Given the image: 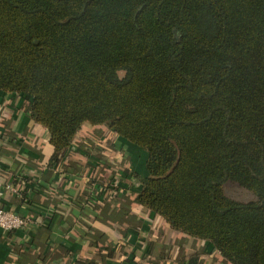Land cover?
Listing matches in <instances>:
<instances>
[{
	"label": "trees",
	"instance_id": "16d2710c",
	"mask_svg": "<svg viewBox=\"0 0 264 264\" xmlns=\"http://www.w3.org/2000/svg\"><path fill=\"white\" fill-rule=\"evenodd\" d=\"M0 91L46 129L49 162L84 122L147 154L144 175L121 171L122 215L150 211L229 264H264V0H0ZM101 167L110 184L118 163Z\"/></svg>",
	"mask_w": 264,
	"mask_h": 264
},
{
	"label": "crops",
	"instance_id": "0c3cea01",
	"mask_svg": "<svg viewBox=\"0 0 264 264\" xmlns=\"http://www.w3.org/2000/svg\"><path fill=\"white\" fill-rule=\"evenodd\" d=\"M92 126L93 131L106 130L102 138L111 139L108 146L80 150L73 138L63 159L49 162L46 129L30 118L22 95L0 91V207L32 219L27 232L0 228V264H187L195 251L200 259L204 253L198 247L176 256L184 245L188 251L195 239L171 233L159 215L135 206L128 216L122 215V195L130 194L132 177L119 181L127 192L105 184L100 176L103 159L114 160L119 170L123 165L144 175L147 154L120 141L104 125ZM80 183L87 205L75 199L74 187ZM112 211L118 222L106 224ZM84 231L93 236L92 243L84 240ZM138 241H146L144 251L136 248ZM132 252L134 260L128 263Z\"/></svg>",
	"mask_w": 264,
	"mask_h": 264
},
{
	"label": "rangeland",
	"instance_id": "374dc122",
	"mask_svg": "<svg viewBox=\"0 0 264 264\" xmlns=\"http://www.w3.org/2000/svg\"><path fill=\"white\" fill-rule=\"evenodd\" d=\"M99 125H97L98 127ZM92 124L88 123V122H84L80 129L76 132L75 136H74V141H75V144L79 145L80 150H89L91 146H100L101 144H105L106 146L107 143L109 141H111V139L107 138V139H103L102 137L105 138V135H104V132L106 131L105 129H97L94 128L95 131H93L92 129ZM95 127V126H94ZM105 127V126H104ZM85 157V156H84ZM121 168L120 170H117V174H119L120 176L117 177L118 180L120 181V179L122 181H125V178H131V174H124L123 175V172H122V175H121V171H123V168L124 167L123 165H120ZM128 178V179H129ZM120 184V182H118V185ZM224 191L225 193L228 195V196H231L235 199H238V200H242V201H246V200H249V199H252L253 198V195L246 189L240 187V186H237L236 184H233V183H230V182H227L224 184ZM124 201L121 199V208L123 209V203ZM111 203V202H110ZM112 203H116V200L113 201ZM124 210H123V213L124 214ZM170 232L174 233L175 235H177L179 238H190V239H193L191 237H189L188 235H185L181 232H178V231H175V230H170ZM195 239V238H194ZM197 240V239H195ZM195 240H190L189 242V248H188V251L185 249L186 248V245H184L183 248H181L178 253H176V256L177 257H180L181 255H186V253H191V251L193 250V248L195 247H198L199 249H201L200 251H202L204 254L203 256H201V258L199 259V264H228L227 262H225L224 260L220 259L216 253H214L213 249L205 244L204 242L200 245L199 242L195 241ZM141 242H137L136 244V248L138 249H141V251H144L145 247H146V241L144 242V245L143 244H140ZM188 245V244H187ZM185 252V254H183ZM205 254H208L205 255ZM213 254V256H212Z\"/></svg>",
	"mask_w": 264,
	"mask_h": 264
},
{
	"label": "built area",
	"instance_id": "2783aa9c",
	"mask_svg": "<svg viewBox=\"0 0 264 264\" xmlns=\"http://www.w3.org/2000/svg\"><path fill=\"white\" fill-rule=\"evenodd\" d=\"M113 180L110 182V186L117 187L118 185V178L119 174H117ZM8 187V186H7ZM14 190V189H13ZM32 223V219L27 216H21L17 213L0 207V228L3 231H11V230H25L27 232V229L29 228L30 224Z\"/></svg>",
	"mask_w": 264,
	"mask_h": 264
}]
</instances>
